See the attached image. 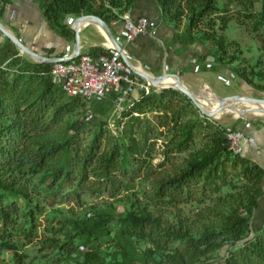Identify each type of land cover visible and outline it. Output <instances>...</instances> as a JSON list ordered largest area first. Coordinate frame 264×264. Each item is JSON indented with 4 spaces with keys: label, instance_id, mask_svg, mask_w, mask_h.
Listing matches in <instances>:
<instances>
[{
    "label": "trees",
    "instance_id": "trees-1",
    "mask_svg": "<svg viewBox=\"0 0 264 264\" xmlns=\"http://www.w3.org/2000/svg\"><path fill=\"white\" fill-rule=\"evenodd\" d=\"M36 1L69 42L68 18L110 25L135 3ZM155 2L176 42L201 41L216 70L264 91V0ZM0 3L2 16L12 0ZM234 20L260 55L228 38ZM53 70L0 45V264H264V169L229 149L230 127L172 88L140 92L120 116L116 93L70 97Z\"/></svg>",
    "mask_w": 264,
    "mask_h": 264
},
{
    "label": "crops",
    "instance_id": "crops-1",
    "mask_svg": "<svg viewBox=\"0 0 264 264\" xmlns=\"http://www.w3.org/2000/svg\"><path fill=\"white\" fill-rule=\"evenodd\" d=\"M2 8L0 6V11ZM125 18L133 22L147 19L149 22L147 32L131 42L125 36V20L109 25L123 47V59L128 61L138 74L155 79L167 75L171 78L176 76L185 87L195 93L208 87L223 98L241 96L264 99V92L254 90L238 78L232 79V70L224 67L216 70L213 59H209L208 47L201 41L197 40L191 44L176 42L175 31L163 21L161 9L155 0H135L133 8ZM76 20L74 17L68 18L66 24L72 29ZM0 21L26 45L44 56L64 58L72 55L74 51L75 39L69 42L56 34L44 16L42 5L36 0H12V3L3 9ZM6 39L0 32V45H3ZM102 51L120 54L99 27L84 26L81 31L80 54L88 52L93 55ZM21 56L31 60L22 54ZM139 97L140 92H137L134 98L138 100ZM224 119L223 125L242 131L247 137L254 139L253 144H243L241 155L264 169V118L249 121ZM253 224L255 229L264 226V197L255 209Z\"/></svg>",
    "mask_w": 264,
    "mask_h": 264
},
{
    "label": "built area",
    "instance_id": "built-area-1",
    "mask_svg": "<svg viewBox=\"0 0 264 264\" xmlns=\"http://www.w3.org/2000/svg\"><path fill=\"white\" fill-rule=\"evenodd\" d=\"M124 20L126 23L125 36L129 42L148 30L147 19H140L137 22L128 18ZM209 59L213 58L209 57ZM53 77L61 83L63 91L68 96L79 97L87 102H102L108 95L116 93L117 112L125 111L126 107L132 106L137 92L143 91L149 94L151 88H156L138 76L133 66L118 52H108L97 57L88 52L81 53L76 60L59 62L54 65ZM230 77L237 78L234 72L230 73ZM227 139L229 149L237 155L242 154L244 143H254L253 138L232 128L227 130Z\"/></svg>",
    "mask_w": 264,
    "mask_h": 264
},
{
    "label": "water",
    "instance_id": "water-1",
    "mask_svg": "<svg viewBox=\"0 0 264 264\" xmlns=\"http://www.w3.org/2000/svg\"><path fill=\"white\" fill-rule=\"evenodd\" d=\"M87 25H96L97 27H99L101 31L104 33V35L106 36V39L110 43H112L115 49H117L120 52V54L124 57L123 47L118 42L112 30H110L109 25L105 21H103L101 18H98L95 16H84L83 15L77 18L76 23L72 28L75 32L74 51L72 55L68 57H64V58H50V57H47V56H44L38 53L37 51H35L34 49L26 45L19 37L15 35V33L8 30L1 21H0V32L4 35V37H6L7 39H10L16 45V47L21 51L22 55L35 61L36 64L54 66L56 64H59V62H67V61L77 59L81 51V31H82V28ZM134 72L140 77H142L144 80L148 81L152 86L158 89L172 88V89H175L185 94L189 99L192 100V102L196 105V107L200 110V112L204 116H207V118L211 120H215L219 122L220 124H224L223 120L217 118L216 115L219 113L226 112V111H234V110L236 111L238 109L237 106L239 105L242 107H240L241 110L236 111L238 113V117H236V119H243V120L249 121V120H256V119L264 118V109L261 111L263 114L259 116L253 115L252 108L246 109V105H249V106L264 105V99H256V98L241 97V96H232V97L223 98V97L217 96L208 87L203 89L201 92L195 93L189 90L187 87H185L180 82L179 77L173 76L172 78L176 80L175 85L167 87V86H162L161 84L164 82L166 78L170 77L169 75L155 79L147 75L138 74L136 71ZM209 95L211 97H209ZM206 101L213 102L214 105H216L217 107L214 110L208 109L204 105V102Z\"/></svg>",
    "mask_w": 264,
    "mask_h": 264
},
{
    "label": "rangeland",
    "instance_id": "rangeland-1",
    "mask_svg": "<svg viewBox=\"0 0 264 264\" xmlns=\"http://www.w3.org/2000/svg\"><path fill=\"white\" fill-rule=\"evenodd\" d=\"M226 35L228 36L229 39L231 40H237L239 41L242 46L243 49L245 51V55L248 58H252L253 56H257L260 55V43L258 41V39L254 36H252L251 34L247 33L243 28H240L237 21L234 20L230 26V28L226 31ZM256 90V89H254ZM258 91V90H256ZM261 92V91H258ZM264 92V91H263ZM210 97V95H209ZM121 112H118V114L121 116ZM232 119L234 118L232 115H228L227 117L225 116L226 120L228 119ZM110 128H112L113 130H116V126H115V122L112 121V125H110ZM161 160V157H159V159L156 162H159ZM253 237V235H251V238ZM225 253H222L221 256L217 255L215 257V259L211 262L217 263V264H222L223 260H221V258H224Z\"/></svg>",
    "mask_w": 264,
    "mask_h": 264
},
{
    "label": "bare ground",
    "instance_id": "bare-ground-1",
    "mask_svg": "<svg viewBox=\"0 0 264 264\" xmlns=\"http://www.w3.org/2000/svg\"><path fill=\"white\" fill-rule=\"evenodd\" d=\"M175 82L176 81L175 80L173 81L171 77H168V78H166L164 80V82L161 85L170 87V86H174ZM204 105L210 110H214L217 107L216 105H214L213 102H208V101L204 102ZM237 107H238V109L236 111H239V110H241L240 107H242V106L239 105ZM251 108L253 110V115L259 116V115L263 114L261 111L264 109V105H262V106L261 105L260 106L259 105L258 106L257 105L256 106H254V105H251V106L246 105V109H251ZM236 111L234 110V111H226V112H223V113H219V114L216 115V117L223 120L225 116L232 115L234 118H236V117H238V113ZM231 119H232V117H231Z\"/></svg>",
    "mask_w": 264,
    "mask_h": 264
}]
</instances>
